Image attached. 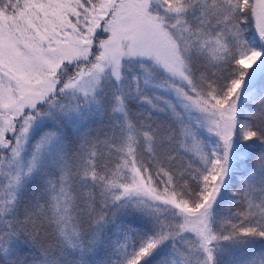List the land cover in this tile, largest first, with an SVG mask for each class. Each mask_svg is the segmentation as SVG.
Masks as SVG:
<instances>
[{"label": "snow or ice", "instance_id": "1", "mask_svg": "<svg viewBox=\"0 0 264 264\" xmlns=\"http://www.w3.org/2000/svg\"><path fill=\"white\" fill-rule=\"evenodd\" d=\"M0 264H264V0H0Z\"/></svg>", "mask_w": 264, "mask_h": 264}]
</instances>
